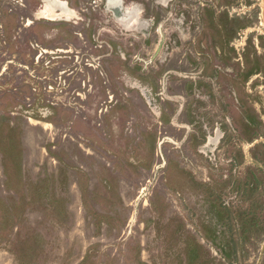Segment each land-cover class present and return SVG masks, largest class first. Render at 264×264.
<instances>
[{
  "label": "rangeland",
  "instance_id": "obj_1",
  "mask_svg": "<svg viewBox=\"0 0 264 264\" xmlns=\"http://www.w3.org/2000/svg\"><path fill=\"white\" fill-rule=\"evenodd\" d=\"M0 0V264H264V0Z\"/></svg>",
  "mask_w": 264,
  "mask_h": 264
},
{
  "label": "crops",
  "instance_id": "obj_2",
  "mask_svg": "<svg viewBox=\"0 0 264 264\" xmlns=\"http://www.w3.org/2000/svg\"><path fill=\"white\" fill-rule=\"evenodd\" d=\"M113 1H119V0H110L109 1V9H111V10H113L114 12H116V10H115V8L117 7V4H118V2H117V4L116 3H114Z\"/></svg>",
  "mask_w": 264,
  "mask_h": 264
}]
</instances>
